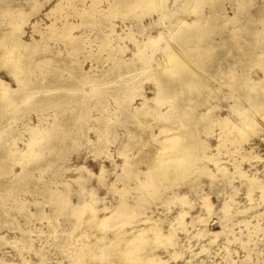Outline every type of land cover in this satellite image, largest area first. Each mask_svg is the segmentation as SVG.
I'll return each instance as SVG.
<instances>
[{"label":"rangeland","instance_id":"rangeland-1","mask_svg":"<svg viewBox=\"0 0 264 264\" xmlns=\"http://www.w3.org/2000/svg\"><path fill=\"white\" fill-rule=\"evenodd\" d=\"M32 1L37 4V8L32 12L36 15L31 14L28 22L35 19L40 13L49 10L57 2V0ZM84 1L75 0L72 3L76 9H80L88 2V0ZM102 1L104 2V0ZM179 1H164L162 4L164 9L162 10L165 11L163 13L162 10L160 11L159 28L168 25L170 19L167 17V13L171 10L170 8H173V4L178 5ZM27 2L29 0H0V5L13 6L19 4L29 12L31 10ZM190 4L192 7L189 11L194 15L198 13L200 17H209L212 12L208 4L201 3L200 5L195 2ZM214 8L218 9L221 15L228 19L235 18L234 26L242 25L247 29L243 31V37L237 39L239 43L236 42V45H231L221 51L214 50L221 57H224L221 67L228 71L226 76H231V78L228 80L227 77L215 73L212 75L213 78L206 74L202 76L209 83L211 89L209 91L202 90L199 93L197 101L201 102L202 97L207 98L206 104L202 105L199 110L205 111L209 107L213 110L212 115L224 116L227 114L229 117L231 116L230 119L236 120L239 113H235L234 108L241 111L242 107L250 101V104L243 107L244 110H247L242 109L241 114L242 116L253 115L252 119L257 121V126L254 127L256 128L254 136L246 140L248 143L245 147L250 146V144L258 146L256 153L260 156V161L256 169L261 176H264V129H262L264 126V107L261 105L264 98L257 97V99L247 100L248 88L245 84L247 80L251 89L256 86V89L259 90L258 84H253L250 80L264 76L263 63L261 64L257 62V58H253L257 54H264V27L258 22L261 15H264V0H215ZM121 9V6H117L105 18L91 19L73 15L72 9L68 8L62 11L63 16L58 21H66L76 25L73 30L75 34L81 32L92 39L110 22L116 26V31L122 36V29L128 25L132 26V32L136 34L137 39H140L142 35L136 24L141 21L140 23L146 26L150 21L157 20L159 17V11H154L151 14L124 15ZM66 12L68 16H66ZM49 18L54 21L57 19V13L50 14ZM227 26L230 24L227 23ZM260 27L262 33L259 35L258 44H253L252 35L249 32ZM25 31H29L28 27H25ZM126 31L128 30H124V32ZM152 31L150 34L154 35L156 30ZM27 37L24 39L27 40ZM214 37L217 42L221 40L220 35ZM119 41L121 42V40ZM64 43L65 40L59 38L47 39L45 45L40 46L30 57L22 59L17 57L15 68L20 82L11 77L5 70H0V77L9 83L12 89H15L8 100L0 103V155L9 148L22 152L26 151V142L29 137L27 127H38L40 130H45L46 136L40 146L36 147L35 153L14 164L7 174L0 175V264H22L23 259L27 264H70V259L66 254L67 244L69 241L80 243L82 241L81 233L80 231L74 232V234L71 232L73 217L69 210L56 213L47 202V196L54 190H63V192L68 193L70 203L75 205L88 199L87 196H79V193L94 192L97 199L95 205L98 204L97 208H101L103 205L112 208L116 200L119 199V194L111 192L110 188L114 186L119 189L123 183L116 175L117 172H121L124 163V154H118V147L127 141L128 129L133 127V114L130 113L129 106H136L141 103L143 95L147 98L152 97L157 90L156 86L162 85L160 82L155 83L152 80L139 78V70L142 65L139 62L137 64L132 62V46L126 40L121 43L127 44L129 50L123 53L119 60L107 57H90L83 51H71L65 47ZM237 44L241 45L238 46ZM178 51L180 50L178 49ZM179 53L181 54V52ZM11 54L14 55V53ZM159 56L160 53L156 52L154 58L158 59ZM122 60L124 61L122 62ZM171 66L172 69H177V65H170L169 68ZM216 66L220 65L216 64L212 68L205 66L206 73L209 74L211 69L214 70ZM181 75L182 72L177 77L180 78ZM141 76L145 78V76ZM130 78L134 80L131 81ZM127 79L130 81L125 82ZM139 79L143 81L141 82ZM175 82L171 85L180 84L178 80ZM129 86H135L138 90L128 89ZM30 90L34 91V95L25 98ZM171 90L167 89L166 93ZM128 94L133 97L132 102L127 99ZM162 95H164L163 91ZM181 98L176 97L172 101L177 102ZM259 105L263 109L258 108ZM164 106L162 105L163 108H160L161 112L167 110ZM105 123L108 124L105 142L108 146L104 154L94 143L98 135L95 129ZM152 123L154 131L158 133L159 126H162L161 117H156ZM219 129L218 126L210 129V137L208 136L207 139L212 145V149L215 147V136L219 133ZM161 136L160 134L159 138ZM139 141L142 142L143 139ZM147 147L148 145H144V150ZM141 148L140 145L134 146L128 153L133 155L136 150ZM228 152L229 150H222L218 156L225 163L229 160L228 158H231ZM200 164L203 163L200 161ZM226 166L229 171H232L229 162ZM244 166L245 169H248V165ZM144 168L145 164L140 163L139 169ZM100 172H102V177L99 180ZM188 176V178L184 177L178 185H174L171 190L186 196V199L193 205L189 209L185 208L189 212V217L186 218L187 222L195 216H200L201 219L206 220L195 222L194 226H188L189 230L185 232L186 234L178 232L175 237V247L180 251L184 248L181 253L183 258L192 256L191 264H226L227 258L236 261L243 259L244 251L239 243L230 242L227 244L225 232L218 234L216 242L210 246L208 252L195 254L200 251L202 245H208L210 236L213 237L210 232L207 236L195 235L197 229L205 227H210V231L220 229L217 228L220 227L219 222L232 226L233 234L245 233L241 223H236H239L243 217V214L236 213L237 209L243 210L249 203L244 184L240 180L234 179L230 184L225 183L220 186L219 183H213L207 177H200L196 179L193 188L189 189L188 182L195 179L197 173L192 171ZM130 183L133 185L134 180H131ZM234 188H236L235 202L231 208L233 217L226 220L221 207L223 202L229 200V196L234 193ZM166 191L167 189L162 196L167 194ZM139 192L131 190L130 197L140 194ZM204 194L208 196L212 205L210 215L202 207ZM143 195L149 201L144 206L145 211L154 210L153 218H160L161 230L166 232L168 223L181 209L179 201L163 203L154 195L149 193ZM253 199L254 205L258 201L257 209L264 211V202L260 201L257 192L253 193ZM106 211L101 212L100 215L110 212L109 209ZM262 222H264V217ZM105 228L102 231L99 228H96L97 230L91 228L90 235L96 234V231H98L97 236L109 234V227ZM133 228L135 229V227ZM263 236L264 231L259 232L254 237L256 247L252 245V247L260 250L262 257H264ZM225 243L229 247V257H227V249L224 247ZM154 252L161 259L167 260V264H180L183 260L182 258L170 259L169 253L161 246L156 248ZM252 258L254 261L252 264H256V255H253ZM94 263L100 264L96 261Z\"/></svg>","mask_w":264,"mask_h":264},{"label":"bare ground","instance_id":"bare-ground-1","mask_svg":"<svg viewBox=\"0 0 264 264\" xmlns=\"http://www.w3.org/2000/svg\"><path fill=\"white\" fill-rule=\"evenodd\" d=\"M72 1L75 0H57L49 10L40 13L30 22H28L29 16L34 14L32 12L37 8L35 1L29 0L27 2L30 5L31 11L29 12L19 4L13 6L0 5V70H5L11 77L20 82L15 68L17 57L20 59L30 57L40 46L45 45L47 39L59 38L65 40V47L71 51H83L90 57H107L113 60H119L123 53L129 50L127 44L121 43L126 40L132 46V62L135 64L139 62L142 65L139 70V78L152 80L155 83L160 82L162 85H157V90L154 88L155 94L152 97L147 98L143 95L141 103L136 106H129L130 113L133 114V127L128 129L127 141L122 142L123 144L118 147V154H124V163L121 167L122 173L117 172L116 175L123 183L119 189L113 185L110 188L111 192L119 194V199L116 200L112 208L104 205L97 208L98 204L95 205L97 199L94 192L79 193V196H87L88 199L75 205L70 203L68 193L63 192V190H54L47 196V202L56 213L69 210L73 217L71 232L74 234V232L80 231L81 233L82 241L80 243L69 241L67 244L66 254L70 259V264H95V261L100 264H167V260L161 259L154 252L160 246L169 253L170 259L182 258L180 264H191L192 256L183 258L181 253L184 248L180 251L175 247V237L178 232H188V226H194L195 222H204L206 219L195 216L187 222L186 218L189 212L185 208L189 209L193 205L186 199V196L177 194L171 189L174 185H178L184 177L188 178L192 171L196 172L197 176L188 182L189 189L193 188L196 179L200 177H207L213 183H219L220 186L225 183L230 184L234 179H237L244 184L245 194L249 202L247 207L244 206L243 210L237 209L236 212L243 214L240 221L237 219L239 223H236H241L244 227V234H233L232 226L222 222H219L220 227L216 226L220 228L218 230L210 231V227L197 229L195 236H207L210 232L213 237L210 236L208 245H202L200 251L195 254L208 252L210 246L216 242L218 234L225 232L226 243L237 242L244 251L243 259L236 261L227 258L226 264H252L254 262L253 255H256V264H264V257L260 255V250L255 248L254 240L259 232L264 231V222H262L264 211L257 209L258 201L256 205L253 202L254 192H257L260 201L264 202V176H261L256 169L260 161V156L256 153L258 146L249 143L250 146L245 147L248 143L246 140H249L256 132L254 127L257 126V121L252 119L253 115L251 114H247V116L241 114L242 109H245L243 107L250 104V101L247 105H242L241 111L234 108V112L239 113L236 120L230 119L231 116L229 117L227 114L224 116L212 115L213 110L209 107L208 109L205 107V111L199 110L202 105L206 104V97H202L201 102L197 101L202 90L209 91L211 89L209 83L202 76L206 74L213 78L212 75L215 73L227 77L228 80L231 78V76H226L228 71L221 67L224 57H221L214 50L221 51L226 47L236 45L237 39L243 37V31L247 27L234 26L235 18L228 19L222 16L218 9L214 8L215 0H180L178 5L171 2L174 6L170 8V11L167 9L169 11L167 13V17L170 19L169 23L160 28L158 27L160 11L164 9L162 4L165 0H104V2L102 0H88L80 9H76ZM82 2L85 1L82 0ZM192 2L200 5L201 3L208 4L212 10L209 17H200L198 13V16L191 13L189 9L192 7L190 6ZM117 6L122 7L121 10L124 15L151 14L154 11H159V20L150 21L146 26L139 21L136 27L142 35L140 39H137L136 34L132 32V26L128 25L122 29V36L116 31V26L110 22L92 39L81 32L75 34L73 30L76 25L66 21H58L63 16L62 11L64 9H72L73 15L101 19L105 18ZM164 11L162 10V13ZM56 13L57 19L51 20L50 14ZM66 16H68L67 12ZM258 22L264 27V15H261ZM227 23L230 26H227ZM25 27H28V32L25 31ZM124 30L128 31L124 32ZM152 30H156L154 35L150 34L153 32ZM261 30V27L250 30L253 44H258ZM216 35L221 36L219 42L215 40L214 36ZM167 36L168 38H166ZM24 37L28 39L25 40ZM237 45L240 46L241 44ZM156 52L160 53L158 59L154 58ZM253 58H257V62L264 65V54H257ZM254 60L256 61V59ZM216 64L220 66H216L214 70L211 69L210 73L207 74L205 66L212 68ZM170 65H177V69H172V66L169 68ZM180 72L182 75L178 78L177 75ZM141 75L145 78H142ZM256 78L250 82L258 84L259 90L256 89V86L251 89L249 82L245 81L248 88L247 100L257 99V97L264 98V76ZM130 79L131 81L134 80L133 78ZM130 79L125 82H129ZM177 80L180 81L179 85H171ZM128 89L138 90L135 86H129ZM167 89L172 90L166 93ZM14 91L15 89H12L9 83L0 77V103L8 100ZM162 91L164 95H162ZM33 95L34 91L30 90L25 98H30ZM176 97L182 98L177 102L172 101ZM132 98L131 94H128L127 99L131 101ZM162 105H165L164 107L167 109L164 112L160 111ZM261 105L264 107V100ZM261 105L258 108L263 109ZM156 117H161L162 122V126L158 128V133L154 131V126L151 125ZM259 117L258 119L261 118ZM255 119L257 118L255 117ZM216 126L220 128V131L217 135L215 134V147L212 149L207 138L210 129ZM107 127L108 124L105 123L95 129L98 135L94 144L104 154L108 146L105 143ZM27 131L29 137L26 142V151L22 152L9 148L0 155V175L7 174L14 164L35 153L36 147L40 146L46 138L45 130H40L38 127H27ZM159 133L162 135L160 138ZM140 139L143 141H139ZM143 143L145 146L148 145L146 150L143 148ZM137 145L142 146V148L136 150L135 154L129 155L128 151ZM211 149L216 151L212 152ZM222 150H229L228 153L231 156L228 158L226 155L229 159L226 163L218 157ZM107 156L109 157V155ZM200 161L203 164H200ZM142 162L145 164V168L139 169ZM228 162L232 171H229L226 166ZM244 165H248V169H245ZM209 166L213 168L211 169ZM98 176L100 180L102 172ZM131 180H134L133 185L130 183ZM166 189L167 194L162 196ZM131 190L140 191V194L130 197ZM235 190L236 188H234V193L229 196V200L224 201L221 207L226 220L233 217L231 208L235 202ZM145 193L154 195L163 203L179 201L181 209L168 223L166 232L161 230L160 218H153L154 210L145 211L144 206L149 202L147 197H143ZM211 206L208 196L204 194L202 207L209 215L211 214ZM107 209L110 212L101 216L100 213ZM120 222L123 223L117 225ZM241 225L239 226L241 227ZM105 227H109V234L100 235L98 233L97 236L98 231H96V234L90 235L91 228H95V230L99 228L102 231L106 229ZM226 243L224 247L227 249V257H229L230 251ZM22 264H27V262L23 259Z\"/></svg>","mask_w":264,"mask_h":264}]
</instances>
